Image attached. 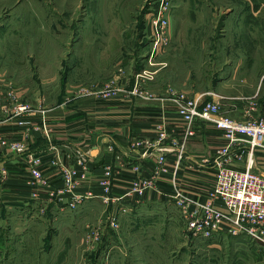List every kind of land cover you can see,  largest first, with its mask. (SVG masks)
Segmentation results:
<instances>
[{"label": "rangeland", "instance_id": "rangeland-1", "mask_svg": "<svg viewBox=\"0 0 264 264\" xmlns=\"http://www.w3.org/2000/svg\"><path fill=\"white\" fill-rule=\"evenodd\" d=\"M166 1L168 40L156 46L149 18L161 0H0V84L12 82L18 103L33 102V108L42 111L32 116L45 114L47 138L53 135L48 120L56 108L37 98L52 103L64 98L68 103L72 98L131 95L159 103L139 94L169 96V90H177L190 96L203 92L204 100L212 98L209 94L217 100L218 82L227 78L230 87L220 89L230 90L225 98L230 107L236 96L229 80L232 63L264 69V31L232 33L224 28L228 20L240 28L251 9L249 0ZM253 9L264 17V6ZM231 47L238 54H227ZM149 72L154 79L148 80ZM246 72L256 73L240 71ZM81 87L88 91L82 93ZM27 116L31 115L14 113L9 118L23 124ZM16 140H22V133ZM57 155L50 161L59 167L57 185L43 172L39 180L29 172L32 184L46 197L39 199L34 193L37 200L31 199L30 206L0 205V264H264L263 241L227 229L195 237L182 212L164 199L143 207L137 200L127 206L123 199H107V194L116 195L111 191L113 180L104 198L97 197L101 190L78 193V187L89 184L85 183L90 180L87 161L70 180L65 167L72 174L73 167ZM29 160L30 169L35 163ZM104 181V177L98 180L106 190ZM60 192L65 194L58 199L63 206L56 207ZM239 238L248 240L240 246L238 259Z\"/></svg>", "mask_w": 264, "mask_h": 264}, {"label": "crops", "instance_id": "crops-1", "mask_svg": "<svg viewBox=\"0 0 264 264\" xmlns=\"http://www.w3.org/2000/svg\"><path fill=\"white\" fill-rule=\"evenodd\" d=\"M249 3L251 9L248 10V18L246 21H241L240 28L239 26L237 28L233 26L230 20L225 22L224 28H228L232 33L236 29L241 32L246 29L264 31V25L262 24L264 23V17L257 16V9H253V5L264 6V2L259 4L256 1L249 0ZM230 51L232 54H238L235 47H231V50L225 52L229 54ZM225 69L228 68L223 70ZM241 70L256 71V73L250 74L251 76L247 72L241 75ZM229 71L234 72L229 80L232 81L231 87H233L236 95L233 102L229 101L231 106L227 107L225 101L227 95L231 93L230 90L223 89L221 91L220 89V87H230L227 78L220 79L218 82L217 100L210 94L209 96H212V98L208 97L206 99H215L222 102L220 104L223 113L233 119L243 120L250 116H264V69L250 64H242L239 61L233 62L232 66L229 67ZM255 76L257 78L251 81ZM261 81L262 85H260ZM7 86L8 84H0V94L6 92ZM240 88L244 89L241 90ZM15 91L18 92L16 88ZM32 93L31 91L28 92L30 101L34 99ZM132 93L135 95L134 92ZM204 95L206 94H203V92H196L191 96H201L203 98ZM1 98H7V95H3ZM46 99L47 104L49 103L56 108L55 111H52L53 113L48 120L53 130L51 138H47L43 132L42 126L43 122L46 125V118L44 119L41 116L42 114L27 116V121L19 124L16 118L13 120L9 118L12 114L10 111H3L0 107V119L2 121L0 133L10 140L19 139L22 133V140L26 142L28 140V148L23 154L17 155L16 152L7 149L0 150V166L9 168L7 182L0 185V205L5 203L13 208L20 205L30 206L31 199L37 200L33 198L34 193H39V199L46 197L43 190L32 184L28 160L31 155L42 156L44 162L40 169L44 177L49 182L57 185L59 182V167L53 166L50 162L52 157L56 156L57 151L60 152L61 160L76 170L82 168L78 163L79 151L85 152L87 167L90 170V180L85 182L89 184L77 188L78 193L86 190L95 192L101 190L98 191L100 193L97 194V197L104 198L107 192L98 180L100 177H104L105 165H110L116 171L114 179L116 182L113 183L114 186L111 188L113 194L116 195L111 197L107 194L105 198L123 199L127 202L125 203L127 206H133L134 202L132 201L137 200L135 203L142 207L159 199L165 200L153 191L141 195L136 194L133 198L126 197L124 194L131 180L151 177V173L157 166L155 155L159 153V149L146 142L154 143L158 139L161 123L164 125V130L168 131L166 141L168 145H173L175 139H182L184 130L182 124L176 118L175 107L171 102L163 105L156 102L141 101L136 97H131V95L113 99L72 98L68 103L64 101V98L57 99L55 103L50 102L49 98H37L36 101L44 100L46 102ZM2 102L0 100V104ZM30 103L33 106V102ZM36 112L40 113L39 110H36ZM7 117L11 121L7 120ZM196 129V134L188 138L187 158H185L183 168L179 170L178 174L187 191L197 197L204 193L206 186L213 181L212 159L216 148L222 147L228 142L209 123L199 120ZM240 147L243 150L247 148L245 144L240 145ZM204 159H208L209 162L205 163ZM168 161L173 162V156H168ZM243 161H245V158H243ZM243 161L236 162L234 166L238 168L245 167ZM253 169L264 175V149L257 150L254 156ZM118 181L121 183H118ZM64 195V192L58 193L57 198H55L56 207L63 206V203L58 199ZM247 240L240 238L236 240L235 256L237 258L241 257L242 254L240 246L244 244L243 241ZM259 240L264 242V236L263 239ZM239 262H241V259Z\"/></svg>", "mask_w": 264, "mask_h": 264}, {"label": "built area", "instance_id": "built-area-1", "mask_svg": "<svg viewBox=\"0 0 264 264\" xmlns=\"http://www.w3.org/2000/svg\"><path fill=\"white\" fill-rule=\"evenodd\" d=\"M166 2L161 0L149 18L150 25L154 29L151 31L152 33L154 31L156 46L161 42L165 44L168 40L170 21L167 17ZM153 74V72L147 74L151 78L148 80L154 79ZM80 91L84 93L88 89L81 87ZM3 95H7V98H1ZM139 95L163 105L171 102L175 107L176 118L182 124L184 135L183 140L175 139L173 145H168L166 143L168 131L164 130V125L161 123L158 139L154 143L146 142L159 149V153L155 155L157 166L151 173V177L131 180L124 195L133 197L148 191L155 192L159 197L165 198L170 206L182 212L187 229L195 237H210L216 232L227 229L235 234L243 232L263 239L264 175L255 171L253 165L257 150L264 149V116H250L243 120L233 119L223 113L220 102L215 99L204 100L201 96H190L183 91L169 90V96H161L158 92L141 91ZM0 100L3 101L0 104L3 111H10L12 114L33 115L36 113V109L30 104L18 103L12 82H9L6 92L0 94ZM42 116L45 119L44 113ZM199 120L213 125L228 143L216 148L212 159L213 181L206 186L204 193L196 197L184 187L178 172L183 168V162L187 158L188 138L196 134V124ZM42 127H46L44 122ZM46 133L48 134V130ZM27 144L28 140L27 142L10 140L0 133V150L26 151ZM243 144L247 146L246 150L240 147ZM57 153L59 161L62 162L60 152L57 151ZM170 155L174 158L173 162L168 161ZM35 157L30 156L29 161H34L35 165L30 166L29 172L33 178L39 180L42 177L40 166L43 164V157ZM85 157V152L79 151L78 163L85 164ZM203 161L209 162L208 159ZM241 161L244 162L245 167L234 166L236 162ZM64 167L63 165V170ZM77 171L73 168L72 174L71 170L65 167L70 180L77 176ZM115 172L112 166L105 165L103 176L106 191L116 177ZM8 174L9 168L0 166V183L7 180Z\"/></svg>", "mask_w": 264, "mask_h": 264}, {"label": "water", "instance_id": "water-1", "mask_svg": "<svg viewBox=\"0 0 264 264\" xmlns=\"http://www.w3.org/2000/svg\"><path fill=\"white\" fill-rule=\"evenodd\" d=\"M92 153L94 154L95 152L93 151Z\"/></svg>", "mask_w": 264, "mask_h": 264}]
</instances>
